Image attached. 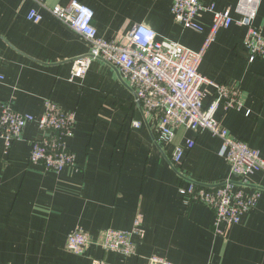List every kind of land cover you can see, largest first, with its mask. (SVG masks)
<instances>
[{
	"label": "crops",
	"instance_id": "0c3cea01",
	"mask_svg": "<svg viewBox=\"0 0 264 264\" xmlns=\"http://www.w3.org/2000/svg\"><path fill=\"white\" fill-rule=\"evenodd\" d=\"M40 1L44 6L37 0H0V100L35 119L43 115L45 99L72 112L67 143L76 163L58 173L30 163L32 141L43 135L35 121L9 150L0 137V264H148L152 255L173 264H264V173L232 175L220 154L221 140L205 129L178 127L159 145L157 117L143 115L118 69L100 59L90 63L82 79L70 81L73 59L89 44L48 10L70 0ZM77 1L92 10L103 38L123 41L137 23L150 26L157 38L193 50L205 36L173 20L171 0ZM201 1L238 17V0ZM31 10L41 15L39 21L28 18ZM198 21L207 30L211 13L201 12ZM254 23L264 37V0ZM244 34L245 27L236 23L219 29L199 72L238 88L240 108L219 106L215 117L264 159V57L248 59ZM203 90L206 108L215 89L204 85ZM177 145L183 155L173 164ZM227 179L246 195L259 191L254 205L227 228L214 225L211 208L179 192L188 182L219 185ZM137 223L144 234L133 236L132 254L105 250L95 241L80 253L67 249V237L76 228L95 240L108 227L131 231Z\"/></svg>",
	"mask_w": 264,
	"mask_h": 264
},
{
	"label": "built area",
	"instance_id": "2783aa9c",
	"mask_svg": "<svg viewBox=\"0 0 264 264\" xmlns=\"http://www.w3.org/2000/svg\"><path fill=\"white\" fill-rule=\"evenodd\" d=\"M37 2L44 6L42 1ZM258 4L259 0H238L234 8L238 17L233 18L229 9L216 10L213 4L205 5L201 0H171L170 12L176 23L186 29L205 32L196 50L172 39L157 38L155 31L144 23L134 24L124 34L123 41L100 37L93 24L92 10L77 0H70L65 5L56 4L48 10L89 44L85 54L73 59L70 81L82 79L95 59L117 68L132 90L134 101L143 115L157 117L156 142L159 145L169 142L173 138L174 129L178 127L194 131L208 130L221 140L220 154L228 161L231 174L244 178L255 171L264 173V159L257 149L233 137L215 117L219 106L224 110L239 109L240 92L238 88L227 87L202 75L199 65L219 29L232 23L245 27L243 45L248 51V59L252 61L264 57V37L254 23ZM203 11L211 13L207 30L198 21ZM28 18L37 22L41 15L31 10ZM204 85L215 89V99L206 108L203 106ZM0 111V137L6 150L21 138L25 126L35 121L43 135L32 141L30 163L56 173L65 166H75V155L67 143L74 122L72 112L62 110L50 99H45L44 113L37 119L30 114L20 113L10 101L0 100ZM133 124L138 127L140 122L133 121ZM187 146L191 148L193 141L189 140ZM182 155V147L175 146L171 163L180 162ZM179 192L185 200L199 201L211 208L215 215L214 225L221 228L236 224L240 216L254 205L259 195V191L246 195L231 179L219 185L188 182L180 187ZM135 234H144L138 223L131 231L108 227L95 240L82 229L76 228L68 235L66 246L70 251L80 253L88 243L95 241L105 250L128 255L135 252ZM94 264L104 262L95 260ZM148 264L173 262L152 255Z\"/></svg>",
	"mask_w": 264,
	"mask_h": 264
}]
</instances>
